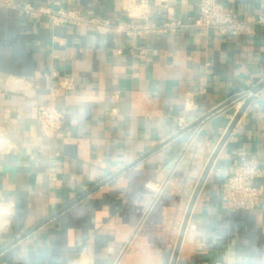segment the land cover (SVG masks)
I'll return each mask as SVG.
<instances>
[{
	"label": "crops",
	"instance_id": "crops-1",
	"mask_svg": "<svg viewBox=\"0 0 264 264\" xmlns=\"http://www.w3.org/2000/svg\"><path fill=\"white\" fill-rule=\"evenodd\" d=\"M198 1L137 0L140 11L129 12L124 0H0V251L33 230L0 264H172L189 205L243 101L153 151L264 81V0H219L250 24L240 37L129 36L55 25L22 8H72L125 26L193 20ZM63 78L74 87L53 100ZM42 105L64 115L56 136L41 129ZM244 162L264 169V87L196 196L176 264H264V176L252 182L262 189L256 209L222 199Z\"/></svg>",
	"mask_w": 264,
	"mask_h": 264
},
{
	"label": "built area",
	"instance_id": "built-area-1",
	"mask_svg": "<svg viewBox=\"0 0 264 264\" xmlns=\"http://www.w3.org/2000/svg\"><path fill=\"white\" fill-rule=\"evenodd\" d=\"M129 12H139L140 4L137 0H124ZM197 18L184 20L181 18L163 20L160 24L129 23L125 26L116 24L111 19L88 17L80 10L70 8H38L27 4L22 12L33 18L46 17L55 25L71 26L92 25L96 30L103 32H126L132 36L136 34H178L185 30H200L206 33H215L221 36L240 37L250 30V24L234 13L219 0H199L197 4ZM264 24V20H259ZM121 53V50H117ZM74 87L72 78H63L58 86L52 90L55 100L59 90L71 91ZM238 105V104H237ZM240 108L241 106L238 105ZM38 119L43 133L47 136H56L63 127L64 115L53 105H42L38 108ZM185 121H180L183 128ZM264 176V169L257 162H244L234 169L223 184L222 199L230 207L237 210L256 209L262 200V189L253 185V181Z\"/></svg>",
	"mask_w": 264,
	"mask_h": 264
},
{
	"label": "water",
	"instance_id": "water-1",
	"mask_svg": "<svg viewBox=\"0 0 264 264\" xmlns=\"http://www.w3.org/2000/svg\"><path fill=\"white\" fill-rule=\"evenodd\" d=\"M258 83V82H256ZM264 87V81L257 84L256 88L252 89L251 91L248 90V88L246 89H243L242 92H238L239 96L229 100L227 103H225L224 105H222L221 107H219L218 109L214 110L213 112H211L210 114H208L207 116H205L204 118H202L199 122H197L196 124H194L193 126H190V127H187V128H184L183 130H180L179 132H177L172 138H170L167 142H165L163 145H161L160 147H158L157 149H155L153 152H155L156 150H158L159 148H161L162 146H164L165 144L169 143L170 141H172L173 139L179 137L180 135L184 134L185 132H187L189 129H191L192 127L196 126L197 124H199L200 122H202L203 120L207 119L208 117H210L211 115H213L214 113L218 112L219 110L223 109L224 107H227L228 105L234 103V102H238V101H243V104L242 106L239 108L234 120L232 121L231 125L229 126L226 134L224 135L223 139L221 140L217 150L215 151V153L213 154L210 162L208 163L204 173H203V176L201 178V181H200V184L195 192V195H194V198L192 199L190 205H189V208H188V211H187V215H186V219H185V222H184V225H183V228H182V232H181V235H180V238H179V241H178V244H177V247H176V250H175V253H174V258H173V262L172 264H176V260H177V257H178V253H179V250H180V246H181V242H182V238H183V235H184V232H185V229H186V226H187V223H188V219H189V216H190V213L194 207V203H195V199H196V196L198 195L200 189H201V186L204 182V180L206 179L209 171L211 170L212 168V165L214 163V160L220 150V148L222 147V145L226 142V140L228 139V137L230 136V134L232 133V131L234 130V128L236 127L237 123L239 122L241 116L243 115L244 111L246 110V108L248 107V105L250 104L252 98L254 95H256L262 88ZM247 95V97H246ZM145 158V157H143ZM143 158H141L139 161H141ZM139 161L135 162L134 164H132L131 166L127 167L125 170L129 169L130 167L136 165ZM124 170V171H125ZM98 188H96L95 190L93 191H96ZM92 191V192H93ZM91 192V193H92ZM89 195V194H88ZM85 197V196H84ZM83 199V198H81ZM81 199L77 200L76 202L72 203L71 205H69L66 209L72 207L74 204H76L77 202H79ZM33 231V230H32ZM31 232H28L27 234H25L24 236H21L19 238H17L16 240H14L11 244H9L8 246H6L5 248H3L0 253H2L3 251H5L6 249L10 248L11 246H13L14 244H16L17 242H19L20 240H22L23 238H25L26 236H28L29 234L32 233Z\"/></svg>",
	"mask_w": 264,
	"mask_h": 264
}]
</instances>
